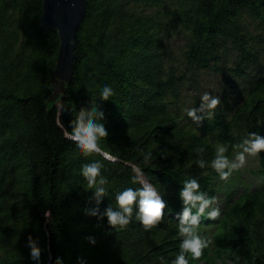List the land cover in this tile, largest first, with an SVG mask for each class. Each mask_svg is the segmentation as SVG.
<instances>
[{
    "label": "trees",
    "instance_id": "obj_1",
    "mask_svg": "<svg viewBox=\"0 0 264 264\" xmlns=\"http://www.w3.org/2000/svg\"><path fill=\"white\" fill-rule=\"evenodd\" d=\"M41 6L42 0H0V264H29V238L40 247L41 264H55L57 256L64 264L81 256L88 264H171L183 238L179 189L191 176L209 196L226 193L221 216L205 214L198 226L210 241L205 263H222L228 253L264 264V151L251 172L254 186L237 175L238 183H222L210 164L195 163L210 161L217 142L233 157L249 131L264 134V0H87L72 75L57 101L51 76L59 39L41 29ZM172 38L182 41L175 65L166 52ZM204 71L220 76L223 93L216 115L201 124L180 111L179 100ZM105 84L115 91L99 101L109 133L101 146L115 160L84 157L65 135ZM232 89L240 93L233 109ZM141 150L152 151L151 163ZM92 160L103 161L109 180L101 210L116 192L140 187L131 180L140 165L165 194L162 221L145 229L133 215L127 226L111 229L106 217L87 215L95 201L79 169ZM236 184L243 190L233 196Z\"/></svg>",
    "mask_w": 264,
    "mask_h": 264
},
{
    "label": "clouds",
    "instance_id": "obj_2",
    "mask_svg": "<svg viewBox=\"0 0 264 264\" xmlns=\"http://www.w3.org/2000/svg\"><path fill=\"white\" fill-rule=\"evenodd\" d=\"M114 88L105 84L99 93V100L95 106L85 108L75 115L74 122L65 135L75 143V151L78 154L88 157L93 153H100L104 158L115 160L116 157L105 151L101 146V140L108 137V129L105 126L106 112L100 106L99 101H107L114 94ZM222 98L219 94L205 91L200 96L199 107L192 106L186 109L187 115L194 122L203 123L205 118H212L216 115L218 106H221ZM233 147L239 149L232 157L228 155L229 145L217 142L214 145L215 154L210 161L197 158L195 163L200 168L211 165L219 174L220 179L228 180L235 170L244 167L250 156H260L264 151V134L260 131H249L242 141ZM143 152L145 164L151 163L153 155L151 150ZM201 152L202 149H198ZM103 161L92 160L85 162L79 169L80 174L86 181L83 185L85 190H91L95 206L86 208L85 213L97 217L98 221L107 218V224L111 229L124 227L133 219L138 220L145 229H150L159 224L165 217V209L168 206L164 193L145 178L144 171L140 165L133 167L134 175L131 177L133 183L140 187H127L116 192L114 203L109 204L101 210L100 204L109 195V180L102 172ZM179 198L182 202V210L176 213L178 217V231L183 237L180 241V249L175 255L171 264H189V255L192 258H199L203 255L204 249L209 246V239L202 236L198 230L202 217L206 214L208 218L215 220L221 216V208L213 206L215 197L209 196L201 188L200 180L191 176L182 181L179 189ZM91 244L97 243L96 237H88ZM28 253L29 264H41L42 253L38 243L31 238L25 245ZM163 259V257H161ZM78 264H88L86 257H78ZM55 264H64V258L57 256Z\"/></svg>",
    "mask_w": 264,
    "mask_h": 264
},
{
    "label": "water",
    "instance_id": "obj_3",
    "mask_svg": "<svg viewBox=\"0 0 264 264\" xmlns=\"http://www.w3.org/2000/svg\"><path fill=\"white\" fill-rule=\"evenodd\" d=\"M87 0H42L40 27L53 30L59 39L55 71L51 76L53 101H57L69 83L75 58L77 32L85 17Z\"/></svg>",
    "mask_w": 264,
    "mask_h": 264
},
{
    "label": "rangeland",
    "instance_id": "obj_4",
    "mask_svg": "<svg viewBox=\"0 0 264 264\" xmlns=\"http://www.w3.org/2000/svg\"><path fill=\"white\" fill-rule=\"evenodd\" d=\"M166 47H167L166 52L169 54L170 63L175 65L176 60L179 59V51H180V48L182 47V41L179 38H172L168 42ZM195 86H196V89L190 88L186 90L185 92H183V95L181 99L179 100V109L182 113H185L188 107L195 106L196 104L199 107L200 96L205 91H211L214 94H219L222 98V93H223L222 79L220 78V76H216L212 74L210 71H204V72L199 73V75L197 76L196 82H195ZM236 94L240 96V93L237 89H232L229 92L228 97H230V99H229L228 106L231 109L235 107V102H236L235 100H237ZM234 156L235 154L233 155V157ZM257 165H258L257 156H250L248 158L246 165L238 170H235L228 180L226 181L222 179L220 180L222 181V183L226 182V183L232 184L234 182L238 183L239 179H241L243 182H251L254 186V184L256 185V182L253 176L251 175V172L256 169ZM236 175L239 179H237ZM233 190H234L233 196H235L238 193H240L243 190V188L241 185L236 184V185H233ZM225 196H226L225 192H221L219 195H217V197L214 200L215 206L223 207L225 203L224 201ZM232 259H233V256L227 253L222 257V263L220 261H216L215 264H244L239 259H236V260H232ZM189 262L190 264H206L204 259H202V257H199V258L190 257Z\"/></svg>",
    "mask_w": 264,
    "mask_h": 264
}]
</instances>
